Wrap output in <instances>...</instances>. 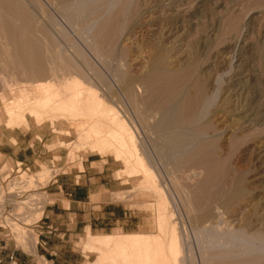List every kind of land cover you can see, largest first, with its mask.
Returning a JSON list of instances; mask_svg holds the SVG:
<instances>
[{
	"label": "rangeland",
	"instance_id": "obj_1",
	"mask_svg": "<svg viewBox=\"0 0 264 264\" xmlns=\"http://www.w3.org/2000/svg\"><path fill=\"white\" fill-rule=\"evenodd\" d=\"M125 1L104 0L101 10L105 12L103 15L91 7L64 11L52 6L48 0H40L39 3L44 13L52 15L48 25L57 45H53L54 49L62 51V55L69 53L67 49L69 46L70 50L71 46L70 51L81 56V62L71 60L72 65L74 62L71 66L82 76V81L90 87L93 85L94 90L99 88L104 99L116 107L130 128L135 130L138 153L157 178L155 184L158 191L140 187V175H129L130 163L125 159L117 160L115 150L102 153L90 141L80 142L78 137L84 130H77L70 120L53 121L45 115L43 121L41 119L36 123L30 114H26L24 122L19 121L11 127L7 121L0 119V143L10 144L15 141L13 137L16 134H22L25 144L29 141L33 145L25 153L30 159H38L26 164L24 161H12L0 152L2 259L20 264L18 258L24 255L31 260L35 259L36 264H52L51 257L46 259L37 251L42 244L44 230L47 229L44 222L50 220L46 215L53 197L47 191L48 187L61 175L82 174L85 171L83 180H99L101 176V186L107 187L102 191V199L120 205L118 214L122 215L124 223V228H109L103 235L88 231L78 241L66 243V248H76L90 256L86 264L109 262L106 261V255L104 260V254L91 251L94 237L90 234L114 236L145 233L158 236L161 235L160 226L165 220L167 225H176L179 229V264H228L231 261L235 263L250 259L253 261L251 264H263L264 218L261 216L264 213H261L264 212V201L260 198L254 200L253 195L259 189H264V169L259 167L264 162L254 159V151L258 146L264 152V0H172L177 15L168 16L169 27L178 26L182 29H178L170 43L167 41L160 50L168 58L165 60L166 65L169 62L168 69L173 71L169 69L170 77H165L164 81L156 78L150 80L149 77L150 81L154 80L149 86H146L147 81L144 83L143 80L142 83L139 78L149 69L147 60L153 49L159 50L155 48V42L162 32L161 22L155 19V24H151L154 18L150 20L152 16L164 17L165 10L161 4L169 0H129L133 11L126 7L129 2L127 0L126 4ZM100 15L102 18H99ZM111 17L115 20H111ZM106 19L120 26H116V29L111 28V25L106 34H99L98 25ZM111 32L114 36H110ZM0 40V72L4 71V74H0L6 75L8 78L3 77L11 85L1 90L0 82V107L4 105L2 94H6L9 102L20 97L21 90L34 101H39L44 96L41 82L33 75L30 78L28 73L25 74L18 67L10 56L11 52H8L12 50L11 45L5 46L4 39ZM46 46L50 50L44 47L47 50L45 52L50 56L48 52L54 49L51 51L52 45ZM54 53L55 50L53 56H50L54 63L51 61L49 64L52 67L48 66L58 71L55 66H59L57 64L63 63V60L57 62L59 53ZM225 57L231 61L229 67L220 63ZM239 57L243 61L238 66L235 60ZM4 61L9 62L5 64ZM63 64H66L65 61ZM124 72L137 77L141 75L138 83L134 84L133 95L124 92L126 82L122 81L123 76L121 78ZM238 72L242 73V78L235 76L233 80L237 79V84L242 82L250 93L249 97L255 101L251 116L253 119L250 121L249 118L247 122L250 124L247 126L242 122L244 120L234 121L235 118L224 110L226 79ZM210 82L213 87L209 85ZM179 89H182L181 95L186 93L184 95L190 99H195L203 92L207 102L204 108L198 110L200 114L196 122L190 120L184 129H172L174 135L177 130H184L189 139L183 143L184 146L172 147L164 131L157 129L155 124L165 108L173 105L166 99ZM189 112L192 113V109ZM48 154H52L51 157ZM98 170L104 172L100 174ZM240 180L249 188L248 193L232 199ZM207 211L215 212L214 222H199V217ZM166 254L173 256L172 252L167 251ZM256 257H262L263 261ZM68 260L80 261L81 257Z\"/></svg>",
	"mask_w": 264,
	"mask_h": 264
},
{
	"label": "bare ground",
	"instance_id": "obj_2",
	"mask_svg": "<svg viewBox=\"0 0 264 264\" xmlns=\"http://www.w3.org/2000/svg\"><path fill=\"white\" fill-rule=\"evenodd\" d=\"M103 1L104 0H48V2L52 4V6L59 8V9H63L64 11H67L69 9L74 10V9H79V8H85V7L90 8L91 7V9L93 8L94 11H98V12H101V10L103 8V5H102ZM130 1L128 0L129 5H126V7L128 6L129 10H131L130 9V6H131ZM161 1H165V0H161ZM39 2H40V0H0V32L2 31V33H0L2 35V36H0L1 37L0 39H2V38L4 39L3 41L6 43V45L5 44H3V45H5V46L11 45L12 50L10 49V51H8V50L7 51L9 53L11 52L10 56L16 62L18 67L21 70H24L25 74L28 73L30 75L29 76L30 78H32L31 75H33L35 78H37V81L41 82L43 95H44L41 99H39V101H34L33 99L30 98L29 95H27L24 92V90H21L20 97L13 98V99L9 100V102H8V100L6 98V94H2L1 99L4 103V105L0 107V112H1L0 119L2 121H7L9 126H11V127L15 124H18L19 121L24 122L26 119V114H30L32 116V119L36 123L40 122L41 119L43 121L44 120L43 118L45 115H46V117H49V119L51 118L53 121L54 120L56 121V119L70 120L72 122V124L76 126L77 130H80L81 128L84 130V133H83V131H82V134L78 133V134H80L78 137L80 142L83 140H85L84 141L85 143H87L86 141H90L93 144V147L97 148L98 152L100 151L102 153L106 152V151L115 150V156H116L117 160L125 159L130 163V165H131L130 170L127 173H129V175H140V179H139L140 180L139 181L140 187L149 188L155 192L158 191L157 186L155 184L157 178L154 177V175H153L154 173L152 174V172H150L151 170L149 169L148 165L144 162L143 156H141V154L138 153V150H139L138 145L139 144L137 141L138 138H137V135L135 133V130L133 131V129L130 128L125 117L122 116V113L120 111H118V109L116 110V107L109 104L104 99L105 97L102 96L103 94L100 93L99 88L98 89L96 88L99 91L98 92L96 89L94 90L92 88L93 85L90 87L88 84H85V82L82 81V76L72 67L74 65V62H76V61H77V63L81 62V60H80L81 56L79 57V56L74 55V53L72 51H70L71 46H70V50H69V46H68V49L65 47V49H67L69 51V53L62 54V55L60 54V53H62V51L59 52V50H58V52H57V50L54 49L57 45L55 44L54 38L51 35L52 30L50 29V27L48 25V21L52 20V18H51L52 15L50 16V15L44 13L43 8L41 6V3H39ZM125 2L127 4V0ZM131 2H133V0ZM176 2H177V0H176ZM164 3L165 4H161L165 10L164 17H162L163 15L160 18H158V17L155 18L152 16V18L150 20V21H152V19L154 18V20L150 23L155 24L154 23L155 19L156 20L158 19L157 21L161 22L160 27H162L161 28L162 32H160L161 37L159 38V40L157 42H155V44L157 43L155 48H158L159 50L153 49L154 51H152L151 57L149 58V60H147L149 63V69L147 70V72L145 74H143V76L140 75L141 76L140 77L138 75L140 78L137 77L136 75L134 76L132 74H127L125 72H124L125 74L121 75V78H122V76L124 77V79L122 78V81L124 80L126 82V83L123 82L126 84L124 87L125 88L124 92H126V94H128V95H133L135 93L134 92L135 91L134 90L135 89L134 84L136 82L138 83L139 80L142 83H143V80H144V83H146L145 81H147L148 85H146V86H149L154 81V80L150 81V80H152V78H156V80L160 79V81H162L165 77L168 78L169 72H170V70H172L170 68H169L170 70L168 69V67H169L168 63L169 62L166 65L167 56L165 57L164 56L165 54L163 55V53L160 49H162L164 47V44L167 41H169V43H170L171 38H173V36L175 35V32L178 31V29H180V28L182 29V27H178V26L176 28L169 27L170 25L168 24V21L170 20V18H168V16L169 15H175V13L177 15V11H175L176 8L174 7V1L169 0L168 3L167 2H164ZM125 9L126 8L124 5V11H125ZM151 9H153V6ZM129 10H127V11H129ZM164 10H162V11L164 12ZM124 11H123V7H122V12H124ZM131 11H133V10H131ZM104 13L105 12H103L102 15ZM45 15L47 16L46 19H45ZM102 15H100L99 18ZM115 16H117V15H115ZM171 17H174V16H171ZM109 19L103 20L98 25V33L99 34H102V33L106 34V30L108 31V28H110L109 26H111V25H113L111 28L117 29L116 26H118V25H115L114 24L115 22L111 23L109 21ZM112 19L113 18L111 17V20ZM177 19H179V18H177ZM114 20L115 19H113V21ZM172 21H173V19H172ZM49 22H51V21H49ZM117 22H119V21H117ZM109 23H110V25H109ZM136 25H138V24H136ZM119 26H118V28H119ZM151 26H155V25H151ZM116 29H115V32H116ZM112 32H113V29H112ZM112 32H111L110 36L111 35L114 36V34H112ZM107 33L109 34V32H107ZM211 33H213V32H211ZM39 34H40V37H39ZM59 36H60V34H59ZM106 38H108V37H106ZM66 40L68 41L67 38H66ZM66 40L64 42L65 44H67ZM57 41H58V38H57ZM70 43H72V42H70ZM97 44H99V43H97ZM46 45H52L51 47H53V45L54 46L56 45L53 48H51L50 46H48V47L51 48V51H52V49L55 50V53H54L55 55H56V53H59L58 57L56 56L57 58H59V61L57 59V62H60L63 60V63L65 61V63L67 65L63 64L62 62H60L61 64L60 63L57 64L55 62V64L60 66V68H58L59 66H57V67L55 66V68H57L58 71L54 69L56 71L55 72L53 70L54 67L52 69H50L49 63L51 61L53 62V59H52L53 57H50V56H51V54L53 56L54 50L52 52H50V51L48 52L50 54V56H49L45 52V50L48 49V48H46L47 47ZM80 46H82V45H80ZM62 48H64V47L62 46ZM80 48L82 49V47H80ZM48 50H50V49H48ZM65 52H67V51H65ZM82 56L84 57V55H82ZM241 58L239 57L236 60L234 58V60L236 61V65L239 66V64H241V62L243 61ZM0 59H1L0 62H2L1 57H0ZM54 59H55V57H54ZM3 60H5V59H3ZM71 60L74 61L73 65L71 63ZM54 61H56V59ZM4 62L6 64V62H9V61H4ZM230 62H231L230 59L227 57H225L222 61H220V63L223 64L222 66H225V67H229L231 64ZM48 64H49V66H48ZM236 65H233V66H235V68H236L237 67ZM63 66H65V68ZM50 67H52V66H50ZM1 71L2 72H0V73L4 72L3 70H1ZM80 73H81V71H80ZM3 74H0L1 90L6 89L7 87L11 86L8 84V79H7V81L5 80L8 77H5L6 75H3ZM241 75H242V73L238 72V73L234 74L233 76L230 75V77H228L226 79L227 84H225L226 87L224 90V94L226 96L225 109L224 110L230 116H233L235 118V119H233L234 121L240 122V121L244 120L242 122L245 124V126H247L248 124H250V123H248L249 118H250V121L253 119L251 116L253 115L252 110H254L253 105H254L255 101L253 100V98L249 97L250 93H248L245 85H242V82L237 84L236 81H238V80L237 79H236V81L233 80L237 76H238L237 78H242ZM3 76L5 77V79ZM1 77H3V78H1ZM50 77H52V78H50ZM149 77H151L150 80L148 79ZM49 78H50V80H49ZM138 78H139V80H138ZM13 79H15V78H13ZM30 80H32V79H30ZM211 84L212 83L210 82L209 85H211ZM181 90L179 89L177 92L172 94V96L168 95L169 97L166 100L171 101V105L172 104L173 105L171 107L166 105V107H169V108H167V109L165 108V110L163 111V114H161L162 116H161L160 120H158L157 123L155 124V127L157 129H161L162 131H164L163 133L165 134V137L169 141V144L172 145V147L173 146L174 147H181L183 145V143H186V141L187 142L189 141V139H187L188 137L185 136L187 133H185L184 130L183 131L177 130L178 132L176 131V134L174 135L172 133V129L173 128H175V129L180 128L181 129L182 127L184 129L185 128L184 126L189 124L190 120L192 122H194V121L196 122L197 121L196 119L199 117V114H200V111L198 113V110L200 108L202 109V107L204 108V106L206 105V102H207V100L205 101L206 98L204 97L203 92H200L199 95L195 99H190L189 97L185 96L187 94L184 92L183 93L185 95L182 94L184 96L183 97L181 95ZM200 91H202V90H200ZM172 100H175V101L172 102ZM169 101H168V103H169ZM168 103L166 102V104H168ZM168 105H170V103ZM185 109L187 110V112ZM191 109H192V113L189 112V111H191ZM185 113H189L190 115L185 114ZM46 119H48V118H46ZM83 119H86V121H83ZM233 123H235V122H233ZM86 125H88V126L86 127ZM161 130H159V131H161ZM174 132H175V130H174ZM187 136H191V135H187ZM190 141H191V139H190ZM91 147H92V145H91ZM97 149L95 151H97ZM254 154L256 156V158H254V159H256V160L258 159L260 162H264V152H263L261 146H258L256 148V150L254 151ZM259 167L264 169V164L262 166L260 165ZM150 176H152V178H154V179L152 180V178ZM158 188H159V186H158ZM248 189L249 188L245 187L241 183V180H240V183L237 185V187H236V189L232 195V199L233 198L238 199L239 196H241L243 194L247 195ZM249 192H251V191H249ZM254 193H255L254 195L252 194L254 200L256 198H260V200L263 199V201H264V189H259L258 191L254 192ZM252 195H251V197H252ZM240 198H243V197H240ZM256 203H258V202H256ZM254 207H256V206L254 205ZM261 208H262V206H261ZM263 210H264V207H263ZM254 211H256V210H254ZM260 212H262V211H260ZM254 213H256V212H254ZM263 213L264 212H262L261 215ZM257 215H258V213H257ZM259 215H260V213H259ZM261 217L264 218V216H261ZM215 218H216V215H215L214 211H207L199 217V222L201 221V222L213 223ZM165 221L163 223L161 222L162 224L160 226V231H159V232H161V235L158 233L160 236L159 235L158 236H154V235L152 236V235L145 234V233H128V234H118V235H114V236H106V235H104V236H93L90 234V236L94 237V242H93V244L90 245L92 248L91 251L93 250V252H97L99 255L104 254L103 259L106 255V261H109V262H105L104 261L105 259H104L103 261L105 262V264L106 263H108V264H179L178 252L181 250L180 246H179L180 238L178 237V230L179 229H177L175 227L176 225L175 226L173 224H171L173 226H169V224L167 225V221L166 222ZM169 221H170V219H169ZM167 251L172 252L173 256L169 257L166 254ZM177 256H178V258H177ZM255 259H259L260 261L264 260V258L262 260V257H259V258L256 257ZM222 260H224V259H222ZM254 261H256V260H254ZM250 262H251V259L240 261V262H235V263L231 261L228 264H251L253 261L251 263ZM101 263H102V261L100 262V264Z\"/></svg>",
	"mask_w": 264,
	"mask_h": 264
},
{
	"label": "crops",
	"instance_id": "obj_3",
	"mask_svg": "<svg viewBox=\"0 0 264 264\" xmlns=\"http://www.w3.org/2000/svg\"><path fill=\"white\" fill-rule=\"evenodd\" d=\"M13 139L15 141L10 144L0 143L2 154L12 161H24L26 164L38 160L34 157L30 159L25 153L33 148V145L29 141L25 144L26 140L22 134H16ZM33 151L36 154L35 150ZM48 155L51 157L52 154ZM41 157L42 155L39 156ZM103 170H98V173L102 174ZM85 176V171L82 174L66 173L48 187L47 191L53 197V202L49 204L50 209L48 208L46 215V218L50 220L44 222V227L47 229L44 230L42 244L37 251L46 259L51 257L52 264H86V259H90V256L84 255L76 248H66V243L78 241L88 231L92 234L103 235L109 228H124L122 215L118 214L120 205L102 199V191L107 187L101 186V176L99 180L90 178V181L83 180ZM79 256L80 261L68 260ZM18 260L20 264H36L35 259L31 260L24 255H21Z\"/></svg>",
	"mask_w": 264,
	"mask_h": 264
},
{
	"label": "built area",
	"instance_id": "obj_4",
	"mask_svg": "<svg viewBox=\"0 0 264 264\" xmlns=\"http://www.w3.org/2000/svg\"><path fill=\"white\" fill-rule=\"evenodd\" d=\"M0 264H16V261H12V262H6L2 259L1 254H0Z\"/></svg>",
	"mask_w": 264,
	"mask_h": 264
}]
</instances>
